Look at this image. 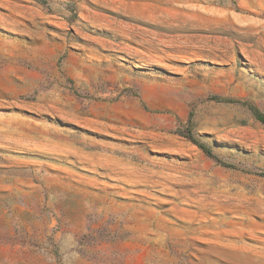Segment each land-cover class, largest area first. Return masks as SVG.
Wrapping results in <instances>:
<instances>
[{
    "label": "rangeland",
    "instance_id": "1",
    "mask_svg": "<svg viewBox=\"0 0 264 264\" xmlns=\"http://www.w3.org/2000/svg\"><path fill=\"white\" fill-rule=\"evenodd\" d=\"M243 101L264 0H0V264H264Z\"/></svg>",
    "mask_w": 264,
    "mask_h": 264
},
{
    "label": "trees",
    "instance_id": "2",
    "mask_svg": "<svg viewBox=\"0 0 264 264\" xmlns=\"http://www.w3.org/2000/svg\"><path fill=\"white\" fill-rule=\"evenodd\" d=\"M226 102H235L236 100L234 99H225ZM243 104H245L253 113L254 117L260 121L262 124H264V114L262 112H260L256 107L246 103L243 101ZM187 137L193 142L195 143L197 146H199L202 150H204L205 152H209L207 150V148L205 147V145H203L202 143H200L196 138H194L191 134L187 135Z\"/></svg>",
    "mask_w": 264,
    "mask_h": 264
}]
</instances>
